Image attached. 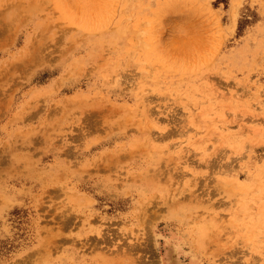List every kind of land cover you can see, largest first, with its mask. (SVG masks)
<instances>
[{"label":"rangeland","instance_id":"rangeland-1","mask_svg":"<svg viewBox=\"0 0 264 264\" xmlns=\"http://www.w3.org/2000/svg\"><path fill=\"white\" fill-rule=\"evenodd\" d=\"M170 263L264 264V0H0V264Z\"/></svg>","mask_w":264,"mask_h":264},{"label":"bare ground","instance_id":"bare-ground-1","mask_svg":"<svg viewBox=\"0 0 264 264\" xmlns=\"http://www.w3.org/2000/svg\"><path fill=\"white\" fill-rule=\"evenodd\" d=\"M171 250H172V249H171ZM175 250H176V249H175ZM174 254H175V253H174ZM174 254H173V255H174ZM176 258H177V256H176ZM173 259H174V257H173ZM172 261H173V260H172ZM170 262H171V261H170ZM170 264H171V263H170Z\"/></svg>","mask_w":264,"mask_h":264}]
</instances>
